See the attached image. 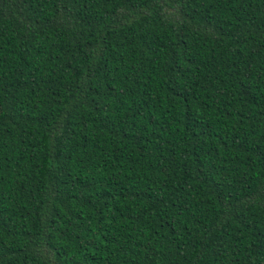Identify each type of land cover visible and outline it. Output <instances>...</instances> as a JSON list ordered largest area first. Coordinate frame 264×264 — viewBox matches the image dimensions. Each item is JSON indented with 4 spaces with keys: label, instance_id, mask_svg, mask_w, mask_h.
<instances>
[{
    "label": "trees",
    "instance_id": "trees-1",
    "mask_svg": "<svg viewBox=\"0 0 264 264\" xmlns=\"http://www.w3.org/2000/svg\"><path fill=\"white\" fill-rule=\"evenodd\" d=\"M0 264H264V0H0Z\"/></svg>",
    "mask_w": 264,
    "mask_h": 264
}]
</instances>
